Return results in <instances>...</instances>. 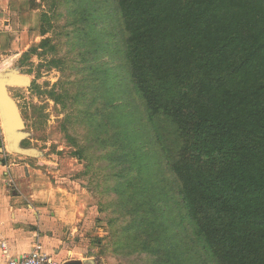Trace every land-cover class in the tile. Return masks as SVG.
Masks as SVG:
<instances>
[{
	"label": "rangeland",
	"instance_id": "rangeland-1",
	"mask_svg": "<svg viewBox=\"0 0 264 264\" xmlns=\"http://www.w3.org/2000/svg\"><path fill=\"white\" fill-rule=\"evenodd\" d=\"M14 5V28L0 26V77L15 74L27 83L8 87L24 122L8 135L9 154L86 204L75 238L104 264H155L140 241L165 249L175 264H214L193 232L163 150L171 127L149 119L131 82L116 1ZM20 17L28 18L27 28ZM17 39L19 50L8 52ZM26 49L37 52L23 59ZM143 220L151 223L145 232Z\"/></svg>",
	"mask_w": 264,
	"mask_h": 264
},
{
	"label": "trees",
	"instance_id": "trees-1",
	"mask_svg": "<svg viewBox=\"0 0 264 264\" xmlns=\"http://www.w3.org/2000/svg\"><path fill=\"white\" fill-rule=\"evenodd\" d=\"M115 1L131 82L149 119L171 127L163 150L202 250L264 264V0Z\"/></svg>",
	"mask_w": 264,
	"mask_h": 264
},
{
	"label": "crops",
	"instance_id": "crops-1",
	"mask_svg": "<svg viewBox=\"0 0 264 264\" xmlns=\"http://www.w3.org/2000/svg\"><path fill=\"white\" fill-rule=\"evenodd\" d=\"M15 2L0 0V26L8 31L14 28L12 16L18 15ZM20 18L21 27L27 28L28 18ZM19 43V39L12 42L8 52L19 50ZM8 141L0 115V264L29 254L38 243L59 264H104L86 240L75 238L78 213L84 214L86 204L78 205L77 195L65 194L39 175L35 178L37 174L27 163L9 154ZM12 182L14 187H10ZM2 244H6V250Z\"/></svg>",
	"mask_w": 264,
	"mask_h": 264
},
{
	"label": "water",
	"instance_id": "water-1",
	"mask_svg": "<svg viewBox=\"0 0 264 264\" xmlns=\"http://www.w3.org/2000/svg\"><path fill=\"white\" fill-rule=\"evenodd\" d=\"M26 80L15 74H5L0 77V115L4 122L5 131L9 136L24 128V122L17 104L10 97L8 87L11 85H24ZM68 264H80L72 262Z\"/></svg>",
	"mask_w": 264,
	"mask_h": 264
},
{
	"label": "built area",
	"instance_id": "built-area-1",
	"mask_svg": "<svg viewBox=\"0 0 264 264\" xmlns=\"http://www.w3.org/2000/svg\"><path fill=\"white\" fill-rule=\"evenodd\" d=\"M10 187H14L13 182ZM1 248L6 250V244H2ZM8 264H59L56 259L48 254L42 244H36L33 250L18 259H10ZM95 264H102L96 262Z\"/></svg>",
	"mask_w": 264,
	"mask_h": 264
}]
</instances>
